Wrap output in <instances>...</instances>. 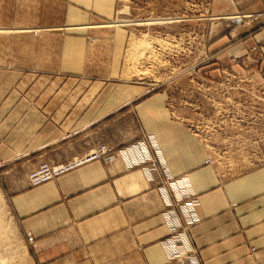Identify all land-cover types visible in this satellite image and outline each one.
<instances>
[{
    "label": "rangeland",
    "instance_id": "1",
    "mask_svg": "<svg viewBox=\"0 0 264 264\" xmlns=\"http://www.w3.org/2000/svg\"><path fill=\"white\" fill-rule=\"evenodd\" d=\"M159 132L197 169L174 173ZM115 159L161 199L157 264L264 256V0H0V264H35L7 177Z\"/></svg>",
    "mask_w": 264,
    "mask_h": 264
},
{
    "label": "crops",
    "instance_id": "2",
    "mask_svg": "<svg viewBox=\"0 0 264 264\" xmlns=\"http://www.w3.org/2000/svg\"><path fill=\"white\" fill-rule=\"evenodd\" d=\"M115 126L118 123L111 127ZM156 136L165 153L180 150L182 157L166 155L174 173L197 169L192 141L178 135L167 138L166 132ZM42 141L34 144L40 147ZM71 143L63 141L59 146L66 150ZM184 153L191 154L183 164ZM4 186L21 233L34 237L29 249L35 264H157L164 260L161 240L168 227L160 214L161 199L148 188L141 170H129L119 159L93 161L36 187L26 185L23 176L10 175ZM263 240L258 239L257 246H263ZM254 264H264V256L254 258Z\"/></svg>",
    "mask_w": 264,
    "mask_h": 264
},
{
    "label": "built area",
    "instance_id": "3",
    "mask_svg": "<svg viewBox=\"0 0 264 264\" xmlns=\"http://www.w3.org/2000/svg\"><path fill=\"white\" fill-rule=\"evenodd\" d=\"M57 170H58V169H56V171H55V170L52 171V169H50L49 167H47L46 170L43 171V172L45 173V172L47 171L46 173H48V172L51 173V172H57ZM42 174H43V173H42Z\"/></svg>",
    "mask_w": 264,
    "mask_h": 264
},
{
    "label": "bare ground",
    "instance_id": "4",
    "mask_svg": "<svg viewBox=\"0 0 264 264\" xmlns=\"http://www.w3.org/2000/svg\"><path fill=\"white\" fill-rule=\"evenodd\" d=\"M138 46V45H137Z\"/></svg>",
    "mask_w": 264,
    "mask_h": 264
}]
</instances>
